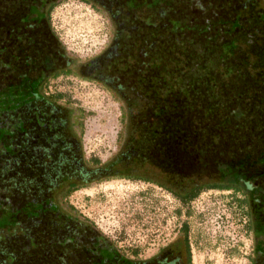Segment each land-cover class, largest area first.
<instances>
[{
  "label": "trees",
  "instance_id": "1",
  "mask_svg": "<svg viewBox=\"0 0 264 264\" xmlns=\"http://www.w3.org/2000/svg\"><path fill=\"white\" fill-rule=\"evenodd\" d=\"M35 1L39 5V0H0V125L14 124L24 117L29 95V90L15 85L22 82V57L11 53L12 43L22 53L24 41L37 33L34 25L38 23L54 36L49 13L57 1L39 17L31 9ZM142 6L106 10L111 16L119 11L138 15L145 10L143 17L156 24L167 14L174 55L159 53L154 62L159 68L157 77L134 91L141 100L133 104L124 101L129 120L122 149L107 163L94 159L93 164L107 167L110 177L152 181L184 206L209 189L231 191L246 212L257 249L261 242L264 244V0H143ZM165 7L167 10L160 12ZM179 22L186 26L185 35L174 28ZM181 54L189 70L182 72L177 67L171 72L170 61H181ZM190 80H195L194 85ZM31 156L38 165L40 155ZM17 166L19 163L8 165L12 170ZM252 167L258 171L253 185L249 177ZM33 168L37 176L31 174V180L36 181L32 189L37 192L44 179L56 183L63 177L61 168L60 173L50 175L39 166ZM80 188L73 187L69 193ZM17 192L21 196L22 191ZM68 214L61 229L53 223L32 226L29 222L28 237L0 243L4 252L0 256L7 257L4 249L12 242L15 246L8 253H15L17 262L19 257L28 259V264H78L83 260L87 264H174L167 261L168 249L151 259L130 257L93 223ZM76 222L80 225V243H91L92 249L79 250L66 240ZM41 225L49 234L40 244L32 228ZM179 242L184 247L178 249V263L191 264L186 225ZM63 250V255L57 253ZM4 259L0 257V264Z\"/></svg>",
  "mask_w": 264,
  "mask_h": 264
},
{
  "label": "rangeland",
  "instance_id": "2",
  "mask_svg": "<svg viewBox=\"0 0 264 264\" xmlns=\"http://www.w3.org/2000/svg\"><path fill=\"white\" fill-rule=\"evenodd\" d=\"M55 1L49 13L51 27L79 64L107 48L114 25L106 9L86 0H39V5L32 2L35 17L44 14L43 9L48 10ZM165 8L160 12H165ZM174 28L179 35L186 34V26L181 22ZM183 60L182 54L181 61L175 62L172 58L169 70L173 72L178 67L185 72L187 64L184 65ZM194 83L195 80H190V85ZM56 85L60 103L72 114L83 157L92 164L94 159L107 163L125 142L129 117L124 102L110 91L72 76L60 77ZM211 91L216 94L214 88ZM25 129L23 118L14 124L0 125V198H4L0 199V243L3 245L12 238L28 237L29 222L32 226L53 223L61 229L68 213H72L93 223L130 257L151 259L158 256L182 237L186 225L192 248L191 264H263L264 244L261 242L255 249L256 238L247 226L246 212L231 191L209 189L188 206L152 181L129 177L96 180L65 196L60 195L62 190L53 180L46 179L37 192L32 189L36 181L31 180L32 173L37 176V169L33 168L37 163L32 160L31 153L21 149ZM60 158L62 155H58L56 161ZM37 161L40 162L38 156ZM10 163L12 167L18 163L19 166L12 170L8 167ZM48 167L42 169L46 175L60 173L57 162ZM250 169L253 185L258 171L254 167ZM17 191H22L21 196L16 195ZM29 197H36L35 201H29ZM79 226L78 222L71 230L67 226L70 234L66 240L74 242L79 250L92 249L91 243H80ZM47 230L43 225L32 228L38 243L47 239ZM8 246L4 249L7 257L0 256L4 264H28V259L19 257L17 262L15 253H8L13 251L14 243ZM0 253L4 252L0 250ZM57 253L63 255L65 251ZM170 260L171 256L167 261ZM79 262L87 264L84 260Z\"/></svg>",
  "mask_w": 264,
  "mask_h": 264
},
{
  "label": "flooded vegetation",
  "instance_id": "3",
  "mask_svg": "<svg viewBox=\"0 0 264 264\" xmlns=\"http://www.w3.org/2000/svg\"><path fill=\"white\" fill-rule=\"evenodd\" d=\"M86 1H93L95 6L110 10L128 5L136 9L139 3L143 7V0ZM119 12L112 13L114 30L107 48L80 64L66 51L55 31L53 30L54 36L49 35L42 23L34 25L37 33L24 41L22 53L15 50L14 43L11 46V53L18 58L22 57V82L15 85L29 90L24 105L23 121L26 129L21 149L31 155L39 154L40 162L37 166L41 169L54 166L57 162L63 177L58 178L54 185L61 188V196H65L73 187H86L91 182L110 176L107 167L94 166L83 157V148L72 114L60 103L56 80L72 76L98 85L121 101L133 104L136 99L141 100L138 92L134 91L149 85L152 77H157L159 68L155 67L154 62L161 55L159 53H173L171 22L168 23L167 14L156 24L143 17L145 10L138 15L133 11ZM12 68L15 69L13 65ZM58 155H62V158L56 161ZM179 240L180 238L177 242L174 241L167 252L174 264H179L177 258L181 255L178 249L184 247ZM182 255L185 259L186 253Z\"/></svg>",
  "mask_w": 264,
  "mask_h": 264
}]
</instances>
